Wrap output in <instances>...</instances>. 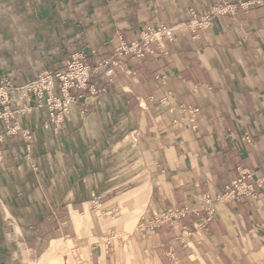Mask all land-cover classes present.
Wrapping results in <instances>:
<instances>
[{
	"label": "crops",
	"instance_id": "obj_1",
	"mask_svg": "<svg viewBox=\"0 0 264 264\" xmlns=\"http://www.w3.org/2000/svg\"><path fill=\"white\" fill-rule=\"evenodd\" d=\"M236 1L0 0V264H31L28 252L75 236L73 214L126 198L145 264H264V4L199 25ZM161 23L172 36L151 52L116 53ZM72 58L105 64L88 76L96 96L70 87L67 114L12 113L32 80ZM240 178L250 192L210 219L151 225ZM91 250L99 264L103 245Z\"/></svg>",
	"mask_w": 264,
	"mask_h": 264
},
{
	"label": "built area",
	"instance_id": "obj_2",
	"mask_svg": "<svg viewBox=\"0 0 264 264\" xmlns=\"http://www.w3.org/2000/svg\"><path fill=\"white\" fill-rule=\"evenodd\" d=\"M264 4V0H237L234 3L222 2L213 6L200 26H206L214 15L224 14L234 10L237 6L246 8L251 4ZM172 27L166 23H161L155 27H147L141 31L140 39L136 42L125 43L120 40L115 51L117 54L132 53L136 56H142L146 52H151L149 47L152 43H160L165 38L172 36ZM105 64L86 65L78 58H72L67 61L65 70H54L38 76L29 83L30 93L18 104V109L12 113H27L33 107L45 106L49 109H58L59 113L67 114L70 104L74 98L70 96L67 90L70 87L87 90L91 95L96 96L99 89L88 82V76L91 71H96ZM54 89H58L61 97L54 94ZM8 96L3 87L0 86V104L7 105ZM5 116H12L11 112H4ZM248 173V172H247ZM244 172V175L247 174ZM250 192V186L242 180L236 179L227 184L224 190L214 196L204 193L197 198L193 204L184 205L178 209L165 212L154 218L151 222L153 227L170 223L173 217L184 215L188 212H203L205 220L211 218L216 206L223 202L238 198L240 195Z\"/></svg>",
	"mask_w": 264,
	"mask_h": 264
},
{
	"label": "rangeland",
	"instance_id": "obj_3",
	"mask_svg": "<svg viewBox=\"0 0 264 264\" xmlns=\"http://www.w3.org/2000/svg\"><path fill=\"white\" fill-rule=\"evenodd\" d=\"M127 200L126 198L117 206L97 204L91 209L89 204H86V208L92 211L88 217L84 214H73L74 238L62 237L54 240L46 251L45 264H92L90 262L92 243L103 245V258L99 264H145L138 255L137 247V221L140 210L128 211L129 207L124 205ZM94 231L100 233L101 237H93ZM87 252L89 259L85 260Z\"/></svg>",
	"mask_w": 264,
	"mask_h": 264
},
{
	"label": "bare ground",
	"instance_id": "obj_4",
	"mask_svg": "<svg viewBox=\"0 0 264 264\" xmlns=\"http://www.w3.org/2000/svg\"><path fill=\"white\" fill-rule=\"evenodd\" d=\"M85 217H88V216H90L91 215V213H89V212H86L85 214ZM47 251V250H46ZM44 252L42 255H40V256H36V254H34V253H30V252H28V254L27 255H25V259L26 260H28V261H30V262H32L31 264H45V258L47 257V252ZM85 260H88L89 259V253L87 252V253H85Z\"/></svg>",
	"mask_w": 264,
	"mask_h": 264
}]
</instances>
